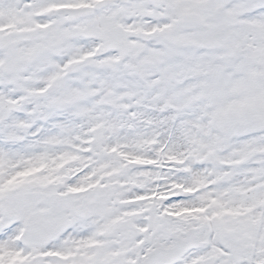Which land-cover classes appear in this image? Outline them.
<instances>
[{"label": "snow or ice", "instance_id": "obj_1", "mask_svg": "<svg viewBox=\"0 0 264 264\" xmlns=\"http://www.w3.org/2000/svg\"><path fill=\"white\" fill-rule=\"evenodd\" d=\"M0 264H264V0H0Z\"/></svg>", "mask_w": 264, "mask_h": 264}]
</instances>
